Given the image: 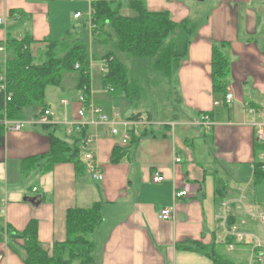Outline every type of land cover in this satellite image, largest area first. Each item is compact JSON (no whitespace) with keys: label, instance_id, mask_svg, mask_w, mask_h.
I'll return each mask as SVG.
<instances>
[{"label":"crops","instance_id":"1","mask_svg":"<svg viewBox=\"0 0 264 264\" xmlns=\"http://www.w3.org/2000/svg\"><path fill=\"white\" fill-rule=\"evenodd\" d=\"M99 1L120 4L125 15L137 2L150 12L165 13L175 24L190 22L184 56L171 76L153 72L134 101L104 86L132 106H151L155 102L144 99L165 95L172 80L177 112L154 120L150 110L123 114L119 102L106 108L95 97L92 70L99 64L106 75L108 64L93 58L88 97L73 73L65 75L62 86L46 87V109L52 115L29 109L23 118L10 119L0 106V264H25V238L18 234L33 222L38 241L52 255L55 244L68 238V211L97 204L102 220L89 234V264H215L195 250L197 243L231 264H255L256 243L264 246L259 219L264 203L257 196L264 179L259 181L255 171H264V139L257 135L264 130V0H0V76L7 82L14 41L28 38L25 48L34 60L51 43L79 36L83 28L91 46L99 31L93 22ZM77 12L82 16L76 18ZM56 25L62 29L52 39ZM216 50L228 61L222 89L214 87ZM1 93L6 107L7 94L13 92L6 84ZM94 107L110 121L102 122ZM17 121H23L20 129L13 126ZM77 132L85 135L81 170L71 161L51 170H45L41 158L28 161L49 153L51 134L73 144ZM87 152L94 155L91 161L84 159ZM92 165L100 168L101 179L94 177ZM155 173L164 180L153 182ZM176 190L188 194L176 199ZM168 206L175 207V215L164 220L160 212ZM225 206L229 215L222 225ZM234 227L253 242H240ZM63 252L70 264H83L70 248ZM242 257L250 261H240Z\"/></svg>","mask_w":264,"mask_h":264},{"label":"trees","instance_id":"2","mask_svg":"<svg viewBox=\"0 0 264 264\" xmlns=\"http://www.w3.org/2000/svg\"><path fill=\"white\" fill-rule=\"evenodd\" d=\"M120 4L99 1L94 4L96 25L92 45L86 29L81 34L70 35L59 43H51L39 59L32 57L26 45L30 40L14 41L16 51L8 64L7 89L13 92L5 107L4 93H0V106L6 117L21 119L24 111L43 109L46 111L45 92L48 85L62 86L66 74L77 75V86L88 97L91 89V59L106 60L108 72L104 76L105 88H114L115 93L125 94L131 100L141 96L143 85L149 82L153 72L171 76L174 68L184 56L188 35L192 30L189 21L175 24L162 13L150 12L141 3L131 4V13H121ZM92 50V52H91ZM92 54V55H91ZM80 69H76V64ZM214 87L222 89L225 84L228 61L220 52H214ZM85 135L77 132L70 144L56 134H51V148L40 158L45 170H51L58 162L71 161L81 170L80 146ZM31 163V161L29 162ZM262 165V164H261ZM257 178L264 179V171L256 168ZM102 220L99 204L92 208H74L68 211V238L55 244L52 255H48L37 238V227L33 222L19 237L25 238L27 255L25 264H70L63 255L70 248L73 257H81L83 264L92 262V240L90 232ZM191 249L192 247H188ZM195 250L210 256L215 264H231L220 257L210 246L197 243ZM211 254H210V253Z\"/></svg>","mask_w":264,"mask_h":264},{"label":"rangeland","instance_id":"3","mask_svg":"<svg viewBox=\"0 0 264 264\" xmlns=\"http://www.w3.org/2000/svg\"><path fill=\"white\" fill-rule=\"evenodd\" d=\"M62 27L55 26V33L52 36V39H58ZM47 48L43 49L42 55L46 52ZM40 55V56H42ZM105 75V72L103 71L101 65L95 64L93 70H92V88L95 94L96 99L104 103L106 108L110 109L112 107V102L115 101V105H118V102L120 103L119 106H117L123 114L129 115V114H137L139 111H146L150 110V115L152 118L161 120L166 113L173 114L176 113L177 110L174 111L175 106V90L173 86L172 80H169V83L166 84V89L169 90L165 95L158 96L156 98L151 97V99H144L145 102L148 100L154 101L155 103L150 106H143V103H139V105L132 106L127 100L122 98L121 96H115L112 92L109 90H104L103 85V77ZM143 102V101H142ZM149 115V114H148ZM247 174H250V172L247 169ZM257 196L261 200L262 203H264V186L257 187ZM240 261H250V257H242ZM253 262L254 259H251Z\"/></svg>","mask_w":264,"mask_h":264},{"label":"built area","instance_id":"4","mask_svg":"<svg viewBox=\"0 0 264 264\" xmlns=\"http://www.w3.org/2000/svg\"><path fill=\"white\" fill-rule=\"evenodd\" d=\"M80 16H82L81 12H77L75 14L76 18H79ZM5 89H6V79L4 76H0V93L3 92ZM11 99H12V95H11V93H8L7 94V100H11ZM80 99L82 101H85V97H83V96ZM231 99H232V94L228 92L227 93V101H230ZM64 102H65V100H64ZM93 111L99 114L100 120L102 122L108 123L110 121L108 115L105 114L102 109L94 107ZM45 113H46V115H52L53 114L51 109H46ZM80 113H81V115H83L84 110L83 109L80 110ZM203 119L206 121V124H208L209 126L211 125V122H210V119L208 116H203ZM22 122L23 121H17L16 123H14V125H13L14 128L20 129L22 127ZM112 131H113V133H117L116 128H113ZM257 135H258L259 139H264V130L258 129ZM127 138H128V136H126L124 138V142L127 140ZM93 156L94 155L92 152H87L85 154L84 159H86L87 161H91L93 159ZM180 161H181V158L177 157L176 162H180ZM92 170L94 172L95 178H97V179L102 178V172L98 166L92 165ZM163 180H164V176L160 173H155L152 176V181L155 183L161 182ZM187 194H188L187 190H176L174 197L176 199H178V198H182L183 196H186ZM248 212L250 214H252L251 209H249ZM222 213H224V221L221 224L225 225L224 224L225 219L229 215V209L227 208V206L224 207V211ZM222 213H220V216ZM174 215H175V207L174 206L164 207V208H162V210L160 212V217L164 220L173 219ZM259 219H260V221L264 222V214L260 213ZM233 233L240 242H244L243 240L247 241L248 243L253 242L252 237L250 235H246L245 233L237 230L235 227L233 228ZM231 247H233V246L231 245ZM255 248H257V250L259 249V251L256 253V255L254 257V263L255 264H264V246H263V244L258 242V243H256Z\"/></svg>","mask_w":264,"mask_h":264}]
</instances>
